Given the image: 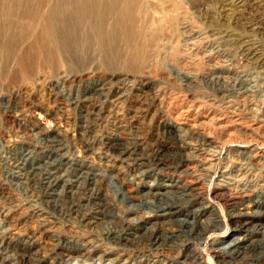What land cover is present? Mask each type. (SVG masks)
Returning <instances> with one entry per match:
<instances>
[{
    "label": "rangeland",
    "instance_id": "374dc122",
    "mask_svg": "<svg viewBox=\"0 0 264 264\" xmlns=\"http://www.w3.org/2000/svg\"><path fill=\"white\" fill-rule=\"evenodd\" d=\"M140 1L134 14L144 54L139 73L118 64L131 53L123 41L119 42L123 48L121 58L115 57L119 61L112 66L103 64V54L96 43L76 66L57 54L54 63L41 61L33 72L25 73L18 71L16 56L11 52L4 61L1 59L0 264H264V250L256 251L264 241V0ZM29 20H22L19 25L28 27L33 22ZM29 31L31 34L24 41L14 43L15 51L30 46L38 29ZM211 77L216 79L210 80ZM217 77L221 78L219 82H215ZM141 79L149 83L156 112L173 124L171 135L157 134L147 125L151 132L147 142L160 148L161 161L150 163L144 158L148 163L142 169L147 171L136 177L135 166L140 165L138 161L134 164L129 154L121 163L123 159L111 155L107 147H94L87 165L103 180L98 201L107 210L116 212L122 207L113 204L121 180H128L136 188L133 199L124 207L140 205L147 197L164 208L147 209L144 213L143 206L137 207L130 216L135 220L124 223L116 243L106 239L102 230L107 221L124 220L122 216L99 214L92 224L67 220L55 213L31 186L16 178L15 164L22 162L29 168L36 162L45 163L47 159L38 157L46 151L42 138L47 141V134L37 133L41 128H55L50 136L61 133L59 137L67 147L60 153L67 160L76 158L75 147L81 145L74 140L79 117L65 98L69 87L74 94L83 85L100 81L105 91L98 95L104 101L108 89L120 88L122 93V81ZM243 81L248 83L247 89H240ZM55 97L57 101H67L55 105ZM37 101L41 106H37ZM51 107L57 112L56 117L47 111ZM119 116L128 121V116ZM22 123L28 130L23 131ZM107 123L108 120H98L89 134L91 140H105ZM193 123L198 129L197 137L185 135V129ZM119 136L117 143L121 145L117 150L130 142L128 135ZM189 142L191 149H182ZM21 147L33 152L21 153ZM177 152L183 158L179 157L182 162L178 166L169 160ZM176 195L181 199L171 200ZM185 226L192 229L190 235L184 236L188 232L184 231ZM162 227L167 229V235L181 231L175 232L179 245L168 251L172 253L163 254L147 246L146 256L143 242L149 241L151 229ZM239 238V249L250 251L241 259L226 252L231 241L234 244Z\"/></svg>",
    "mask_w": 264,
    "mask_h": 264
},
{
    "label": "bare ground",
    "instance_id": "6f19581e",
    "mask_svg": "<svg viewBox=\"0 0 264 264\" xmlns=\"http://www.w3.org/2000/svg\"><path fill=\"white\" fill-rule=\"evenodd\" d=\"M139 1L140 0H0V39H2L0 40V63L1 59L3 58L4 61L5 56L11 52V54L16 56L18 62V71H23L25 73L33 72L34 68H36V65L41 63V61L42 63H54L57 54H60L63 57L65 56L67 61H69V64L76 66L80 63L83 57H85V54L88 52L89 48L94 43H96L98 50H100L103 54V64L105 66H112L119 61L118 58L114 60L115 57L121 58L123 48L120 47L119 42L123 41L131 53L125 61L121 58V62L118 64H124L128 71L131 70L133 72H138L144 59L143 46H141L142 44L138 38V33L136 32L134 25V14H136L135 7L138 5ZM27 19L33 20V22H30L28 27L25 24L19 25L20 21L22 22V20L24 21ZM33 28L38 29V32L36 35H34L30 46L26 50L17 48L15 51L13 49L15 46L14 43L16 42L18 44V41H24L26 36L31 34L29 30ZM50 65L54 66L55 64ZM16 75L17 74L13 76L15 77ZM215 79L216 77L210 78V80ZM219 80H221V78H218V80L215 82H219ZM122 82V88L124 89L123 92H120V88L117 90L108 89L106 92V99L103 98L104 101L101 99L100 95H98L105 91V88L100 81H94L87 86L83 85L80 89L74 90V94L72 93L73 90L69 87V95L65 98L69 100V105H73L72 107L76 109L79 117V125L75 130V138L73 137L74 140H79V143L81 144L80 146H78V144L77 147H75L77 155L74 156L76 158L73 160H67L65 154L60 153L63 147H67V144L63 142L61 137H59L61 136V133H53V135L50 136V132H55V128L51 131L41 128L37 131V133L43 136L47 134V141H45L44 137L42 138L45 143V147L43 148L46 151L42 152L41 156L38 157L39 160L47 159L45 163L36 162L30 165L29 168H26L22 162L16 164L14 163L16 168V178L20 179L21 183L31 186L33 190L38 193L39 197L49 207H51L55 213L65 217L67 220L69 218H74L80 222L92 224L96 223L99 214H103L104 216L109 215L112 217H117L118 215L122 216L124 220L121 221H105L107 224L104 222L105 225L103 226L102 230V235L106 239L116 243L117 240L119 241V238L122 234V227L124 223L135 220V217L130 216L134 214V211L135 209L137 210V207L143 206L145 208L144 213L147 212V209L158 211V209H162L164 207L157 205L154 200L147 197L146 199L143 198L144 200L141 201L140 205L138 203H132L127 205L129 208L124 207V205L133 199V193L136 188L134 189L132 187V183L128 180H121V187L118 192V197L114 199L113 204L114 207H117L119 204H121L122 207L119 208V210H116V212L114 210H107V208H105L106 206L103 205L104 203L102 204L101 201H98L101 199L103 192L102 186L100 185L102 184L103 180H99L98 174L92 172L88 168L89 165H87L90 151H94V147H107L111 155H114L116 158L121 157L123 159L121 160V163L126 161V157H124V155L129 154L128 157L134 161V164L138 161L137 165H140L135 166V170L137 171L135 176L137 174L143 175L147 170H143L142 167L148 163L143 161L144 158L148 159L150 163L161 161L159 156L160 148L155 147V145L153 146L152 144L149 145L147 142L148 134L151 133L148 132L147 125H149L153 131H156L157 134L162 133L164 135H171L173 132V124L166 122V119H161L163 118V115L160 116L156 112L155 108L157 107V104L155 105V99L153 100L150 98V86L147 81L141 79L140 81ZM247 85L248 83L243 81L241 83L240 89H247ZM65 100L66 99L63 98L57 101L55 97L52 102H54L55 105H61ZM36 104L37 106H41L38 101ZM47 111H50L51 114L56 117L57 112L54 111L52 107L47 109ZM119 115L122 117L128 116V121L120 119ZM158 115L160 120L158 119L159 122L156 123L155 118L158 117ZM179 115L180 114L177 113V116ZM100 119L109 121V125L108 123L105 125V132L107 133L105 140H100L96 137L92 138L91 140L89 134L92 132L93 128L97 125L96 123ZM112 119L116 120L112 121ZM33 123L34 122H32V124ZM21 127L23 131L28 130L27 127H25V129L23 128V123L21 124ZM195 127L196 123L190 124L189 127L185 129V135L197 137L198 129H195ZM120 134L128 135V137H130V142L125 145L123 149L121 148V150H117V147L121 145L117 143V137ZM189 145L190 142L185 147L182 146V149H191V146L189 147ZM209 150L211 149L209 148ZM23 151L26 152L25 154H31L33 152L29 149V147H21V153ZM178 153L179 152H177V155L169 158L170 162H172V165L175 164L178 166L181 164L182 160L179 159V157L182 158V156ZM13 175L14 173H12V176ZM113 178L115 180L121 179L116 177ZM174 199L179 200L181 198L176 195L173 196L171 200L174 201ZM157 228H150L152 230L151 232L149 228H147L149 230L147 231L151 233V237L149 235L150 233L147 234L144 232L150 237L149 241L146 239L143 242V247H146V256L147 246L150 248V250L153 249L156 251V253L163 254L172 253L168 251H173L172 248L179 245L176 243V239L179 238L177 236L179 235H176L175 232L181 231H174L171 233V235H167V229L164 227L159 229ZM95 230L97 229H94V231ZM159 230H162V232L159 233ZM184 231H188L186 234H184V236H187V234L190 235L192 229L187 227V229ZM232 241L231 245L226 250V252H228L231 257L235 256L241 259L243 256L250 253V251H245V249H239V244L242 241L241 238H239L238 242L234 244H232ZM257 250H264V241L258 244L256 251ZM251 264L258 263L254 261L251 262Z\"/></svg>",
    "mask_w": 264,
    "mask_h": 264
}]
</instances>
